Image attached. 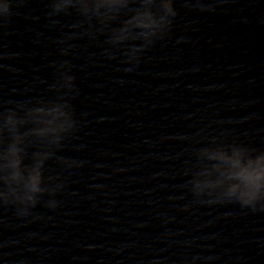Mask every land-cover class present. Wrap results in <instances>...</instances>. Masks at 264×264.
<instances>
[{
	"label": "water",
	"instance_id": "obj_1",
	"mask_svg": "<svg viewBox=\"0 0 264 264\" xmlns=\"http://www.w3.org/2000/svg\"><path fill=\"white\" fill-rule=\"evenodd\" d=\"M206 3L215 11L178 0L172 37L131 73L122 56L74 42L83 126L61 154L86 163L65 173L56 210L41 204L20 218L0 208V264H264V213L198 204L183 187L197 141L264 144V0ZM14 11L0 36L13 54L0 61V91L23 101L47 94L52 41L78 17L53 25L46 0Z\"/></svg>",
	"mask_w": 264,
	"mask_h": 264
},
{
	"label": "clouds",
	"instance_id": "obj_2",
	"mask_svg": "<svg viewBox=\"0 0 264 264\" xmlns=\"http://www.w3.org/2000/svg\"><path fill=\"white\" fill-rule=\"evenodd\" d=\"M29 0H0V36L15 12ZM178 0H46V15L53 25L61 16L75 14L77 21L67 26L56 45L58 59L46 95L23 101L4 98L0 91V208L14 207L16 215L28 218L41 204L56 210L58 197L67 188V176L83 168L85 161L62 155L70 140L83 126L74 101L80 95L76 65L69 57L76 51L75 41L87 39L102 47L109 59L123 57L133 72L145 54L172 37L179 16ZM225 3L227 0H216ZM254 2V0H253ZM185 7L215 11L206 0H182ZM247 22V18H245ZM264 24V18L260 20ZM103 37V39H101ZM180 36L177 43L184 42ZM13 54L0 45V61ZM8 66L0 63V70ZM185 161L183 187L193 201L208 206H238L247 214L264 213V144L240 137L211 136L197 141ZM79 150V149H77ZM40 218V217H36ZM212 259V258H209Z\"/></svg>",
	"mask_w": 264,
	"mask_h": 264
}]
</instances>
